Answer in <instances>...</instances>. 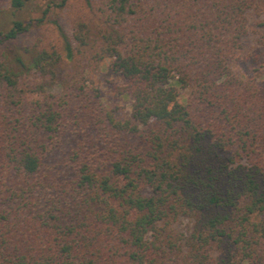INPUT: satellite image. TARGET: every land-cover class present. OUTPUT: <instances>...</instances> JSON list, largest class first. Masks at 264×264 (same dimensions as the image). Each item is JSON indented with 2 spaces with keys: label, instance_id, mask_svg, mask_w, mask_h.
<instances>
[{
  "label": "trees",
  "instance_id": "16d2710c",
  "mask_svg": "<svg viewBox=\"0 0 264 264\" xmlns=\"http://www.w3.org/2000/svg\"><path fill=\"white\" fill-rule=\"evenodd\" d=\"M69 2L0 0V264H264V87L232 69L264 0Z\"/></svg>",
  "mask_w": 264,
  "mask_h": 264
},
{
  "label": "rangeland",
  "instance_id": "374dc122",
  "mask_svg": "<svg viewBox=\"0 0 264 264\" xmlns=\"http://www.w3.org/2000/svg\"><path fill=\"white\" fill-rule=\"evenodd\" d=\"M66 10L59 11L61 18L67 19L74 17L81 9V0H70ZM37 14L32 13V16ZM249 29L247 35L242 39L241 48L237 56V62L232 65L233 72L244 78L255 79L258 84L264 87V27L260 26L262 17L255 13L249 14ZM42 34L44 41H55V33L49 24L33 30L28 35L22 37L17 46L22 44H31L35 42L36 36ZM91 79L98 89L101 103L108 109L112 110L116 119L125 120L131 114V100L124 92L126 82L124 78L114 73L110 68V60L104 61L99 68L91 75ZM188 91H181L185 97ZM189 226L186 220L180 221L175 225L179 230H186Z\"/></svg>",
  "mask_w": 264,
  "mask_h": 264
}]
</instances>
